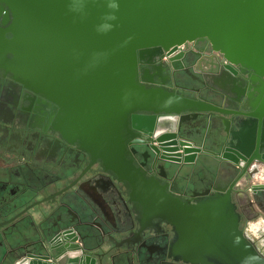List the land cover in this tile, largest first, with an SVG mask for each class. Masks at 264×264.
Instances as JSON below:
<instances>
[{"label":"flooded vegetation","instance_id":"flooded-vegetation-1","mask_svg":"<svg viewBox=\"0 0 264 264\" xmlns=\"http://www.w3.org/2000/svg\"><path fill=\"white\" fill-rule=\"evenodd\" d=\"M1 49L0 264H194L176 250L175 217L156 208L155 197L145 200L141 181L156 182L168 204L185 210L207 190L227 186L237 229L264 260V115L252 116L264 114V94L257 98L264 79L253 69L231 63L206 40L185 42L172 55H144L140 71L177 94L213 103L212 92L228 91L231 99L220 107L230 132L254 127L245 160H218V149L205 145L194 165L178 171L160 160L153 135L134 129L130 118L121 158L104 163L84 147L77 129L84 118L69 114L62 90L50 84L44 94L20 80L14 56ZM180 139L202 141L196 130ZM212 160L218 163L210 174Z\"/></svg>","mask_w":264,"mask_h":264},{"label":"water","instance_id":"water-1","mask_svg":"<svg viewBox=\"0 0 264 264\" xmlns=\"http://www.w3.org/2000/svg\"><path fill=\"white\" fill-rule=\"evenodd\" d=\"M195 40L208 41L231 63L253 69L261 81L264 0H0V49L14 56L19 79L44 94L50 84L60 88L69 114L84 118L77 127L85 135L84 147L107 164L121 158V132L129 118L134 129L153 135L160 160L178 171L194 165L205 145L218 149L213 153L218 160L236 163L249 155L254 127L229 131L220 107L231 99L228 91L212 92L215 101L209 103L168 90L164 80L139 69L145 54L172 55ZM263 94L264 88L257 98ZM263 115L252 113L258 119ZM190 130L202 137L200 144L179 140ZM216 162H208L210 174ZM206 192L204 200L185 210L168 204L156 182H140L145 200L155 197L156 208L175 217L181 234L176 250L184 260L264 264L248 259L258 255L237 229L230 189Z\"/></svg>","mask_w":264,"mask_h":264},{"label":"clouds","instance_id":"clouds-1","mask_svg":"<svg viewBox=\"0 0 264 264\" xmlns=\"http://www.w3.org/2000/svg\"><path fill=\"white\" fill-rule=\"evenodd\" d=\"M249 260H253V261H260V257H258V256H251V257H249L248 258ZM245 264H247V262H245Z\"/></svg>","mask_w":264,"mask_h":264}]
</instances>
